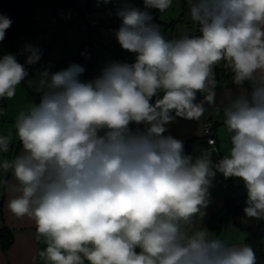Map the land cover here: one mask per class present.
Instances as JSON below:
<instances>
[{
    "label": "clouds",
    "instance_id": "1",
    "mask_svg": "<svg viewBox=\"0 0 264 264\" xmlns=\"http://www.w3.org/2000/svg\"><path fill=\"white\" fill-rule=\"evenodd\" d=\"M143 4L121 0L113 33L135 61L109 62L92 80L81 81L76 63L29 78L25 64L41 60L33 45L21 53L25 64L0 57V99L22 84L39 95L18 112L15 136L0 135V153L14 138L21 144L0 159L8 211L34 222L44 264H257L250 245L214 237L203 217L221 173L243 181L245 217L264 220V0H186L194 30L174 38L147 11L165 13L173 0ZM11 23L0 15V42ZM219 65L240 91L216 108L230 147L213 162L214 147L194 158L164 133L176 117L199 121L205 101L214 104Z\"/></svg>",
    "mask_w": 264,
    "mask_h": 264
},
{
    "label": "crops",
    "instance_id": "2",
    "mask_svg": "<svg viewBox=\"0 0 264 264\" xmlns=\"http://www.w3.org/2000/svg\"><path fill=\"white\" fill-rule=\"evenodd\" d=\"M117 1L119 3H117ZM128 1L129 0H127V2ZM130 2L131 6L137 8H139V6H143L142 10H145L143 0H133ZM92 4L94 6H101L107 9V15L103 19V23L106 25H113L114 30L111 32H100L99 38L97 37L98 39L96 38L95 42L93 43L92 50L94 60L88 80H92L98 76L101 70L109 62L119 61V59L125 54H131V52L121 48L113 34L114 31L119 28L116 26V23H121L120 19L116 15L118 8L121 7V1L112 0L111 3L106 5L103 3L97 5V0H92ZM69 7L76 9V5ZM57 8L58 7L56 5L49 2H35L32 11V24L27 33L23 34V36H26L24 37L26 39L23 41L29 42V45H33L39 49L42 46H46L51 58V62L43 64L42 67L52 69L51 72L65 69V66L68 67L70 64L74 63L79 45L82 39L88 34H86L87 29L85 28L84 19L82 16L78 15L75 17V19H73L74 15H71L70 18L63 20L58 14ZM186 9V0H182V11ZM147 11L149 10L147 9ZM50 16H55L54 22L50 19ZM157 19L158 18L155 15L153 17V23H155ZM68 20H71L69 21L71 22L69 23L70 27L74 24L78 25L76 29L77 32L75 31V35H73L75 38V50L69 55V52L64 50L65 44L63 42V44L60 43L58 45L60 46V50L58 49L57 56L53 55L51 50V42L46 38V35L49 33L50 36L56 38L57 36L54 34V31L57 30V27L59 28L64 26V23L68 22ZM79 20H81L83 26ZM174 24L175 20H171L169 22V25L172 28ZM48 30L51 32H48ZM23 36L16 40V44L20 53V59L25 64L27 54H21L23 52V44L21 45L22 42H19ZM172 36L173 34H170V38H172ZM69 56L72 58L71 62L68 58ZM129 58L132 63L135 61V57L133 55H129ZM222 67L223 65H219L214 70L217 81L216 87L214 89V104L212 105L210 102L205 101V111L200 120H188L181 117H176L174 121L165 125L167 131L164 133L166 136L171 135L172 137L183 141L185 154L191 155L195 158L201 154L202 149H206L207 147V143L203 137V122H209L212 126L217 146V152L213 153L211 156L213 162L218 161L225 154H227L230 147L228 134L223 124V114L222 112L218 113L216 108H222L228 103V98L226 96L227 93H231V96L234 98L239 94L240 91L237 86L232 83L231 78H227L218 74L219 69ZM244 87L247 88L248 86L244 85ZM21 88L25 92L23 94L24 99L22 101L21 107L19 106V103L17 106L16 102L13 103L12 100L4 99V101H2L3 105L7 106L8 110L12 112V114L8 113V115H11V117L14 118H16L18 112L25 108L29 103L39 101L38 94L31 92L23 84ZM203 99L204 96L200 93H197V102H200ZM153 100H155V98H153ZM13 105L14 109L12 110ZM132 127L135 128L137 126L133 125ZM139 127L143 128V125H140ZM15 142L16 145L12 150L11 158L21 151L20 142L16 139ZM3 178L4 177H0V179ZM227 192H230L233 198H237L245 194L247 190L244 187L243 181L241 179L235 177L226 179L221 173H216L215 178L212 180V186L209 188L210 204L205 209L206 215L203 217V224L214 237L221 238L229 245H234L236 243L238 245L245 244V236L243 238L242 233H237L239 230L240 232L242 230L233 224L231 217L222 216L224 199ZM9 198L10 194L8 193L7 189L0 185V229L2 227H6L12 233V242L9 247L4 251L0 246V264H34V257H36L35 264H44V262L38 258V252L43 250L45 245L42 240L37 239L34 222L27 217L17 218L12 213H10L7 208V202ZM239 219L244 222L246 217L245 215H241ZM217 225H219L218 230L215 228Z\"/></svg>",
    "mask_w": 264,
    "mask_h": 264
},
{
    "label": "trees",
    "instance_id": "3",
    "mask_svg": "<svg viewBox=\"0 0 264 264\" xmlns=\"http://www.w3.org/2000/svg\"><path fill=\"white\" fill-rule=\"evenodd\" d=\"M38 1L49 2L57 7H69L75 5L74 0H0V15L8 17L12 21L11 26L6 30L5 39L2 42L8 50L7 52L16 55L18 62L21 64L24 63L20 59L16 40L29 30L32 24L33 5ZM40 50L41 60L37 64H25V67L29 72V78L34 77L39 70L46 68L42 67L43 64L51 62L46 46H42ZM47 69L52 71V69ZM222 76L231 78L228 74ZM246 200L247 192L237 198H233L231 193L227 192L224 199L222 216L231 217L233 224L237 228L245 231V244L250 245L254 249L257 264H264V220L250 219L246 217V220L243 222L239 219L241 215H245L243 209L246 207ZM215 228L218 230L219 225ZM11 242V231L6 227H2L0 229L1 248L5 251Z\"/></svg>",
    "mask_w": 264,
    "mask_h": 264
},
{
    "label": "rangeland",
    "instance_id": "4",
    "mask_svg": "<svg viewBox=\"0 0 264 264\" xmlns=\"http://www.w3.org/2000/svg\"><path fill=\"white\" fill-rule=\"evenodd\" d=\"M130 1H133V0H129L128 1L129 4H131ZM117 3H119V2L117 1ZM139 8L142 10L143 6H139ZM148 10L153 17L155 15L157 16L158 19H157V21H155V23L160 26L161 32H162V34L165 35L166 38H170V34L171 35L173 34L172 38L178 36L180 34L181 30L184 28H188V29L193 28L194 29V25L191 23V21L188 17V9L182 11V0H173V4H172L171 8L168 11H166L165 13H160L156 9H148ZM75 17L76 16H74L73 19H75ZM171 20H175V24H174L173 28L169 25V22ZM69 21H71V20H68V22H65L66 24L64 23V26L56 28L57 30L54 31V34L57 36L56 38L50 36L49 33L46 35V38L51 42V46H52L51 50L53 52V55L57 56L58 49L60 50V46H58V45L60 43L63 44V42L65 44L64 50L66 52H69L68 53L69 55L71 53H73L75 50V38L73 37V35H75L74 34L75 31L77 32L76 29H77L78 25L74 24L73 26L70 27L69 23H71V22H69ZM79 21H80V23H82L81 20H79ZM84 25H85V28L87 29V32H86V34H87L89 31V26L85 20H84ZM82 26H83V23H82ZM48 32H51V31L48 30ZM99 35L100 34H98V36H97L98 38H99ZM24 37H26V36H23V38H21L19 41L20 43L22 42L21 45L23 44L22 49H24L26 45H29V42L23 41L24 39H26ZM7 51L8 50L4 46L3 42H0V57H2L5 54H8ZM129 55H133L135 57V55L133 53H131V54L129 53ZM56 58H58V57H56ZM68 58L70 59V62H71L72 58L70 56ZM65 67L67 68V66H65ZM21 87H22V85H20L17 88V94L12 99L13 103L16 102L17 106L19 103L20 107H21L22 101L24 99L23 94L25 93ZM0 100H1L0 105H3L2 101H4V99H0ZM5 100H7V99H5ZM2 108H3V112H2V115H0V135H6L8 133H12L13 137H14L15 136V129H14L15 118L11 117V115H8V113L12 114V112H10L8 110L7 106L3 105ZM13 109H14V105L12 106V110ZM14 142H15V139H13V141L10 145V148H9V152L7 154L0 153V159H5V158L10 159L11 158L12 150L14 149V147L16 145V142L15 143ZM237 233H242L243 238L246 235L245 231H243V230L241 232L239 230V232H237ZM234 245H238V244L236 243Z\"/></svg>",
    "mask_w": 264,
    "mask_h": 264
},
{
    "label": "built area",
    "instance_id": "5",
    "mask_svg": "<svg viewBox=\"0 0 264 264\" xmlns=\"http://www.w3.org/2000/svg\"><path fill=\"white\" fill-rule=\"evenodd\" d=\"M76 9L70 7H58L57 12L63 20L70 18L71 15L82 16L83 19L88 23L89 31L88 34L82 39L79 48L76 53L74 63L79 64L85 68V72L81 75V81H87L90 71L92 69V63L94 60L92 45L95 42L98 34L102 31L111 32L114 30V26L103 23V19L107 15V9L101 6H94L92 0H74ZM50 19L54 22L55 16H50ZM119 27L120 23H116ZM120 62L131 64L129 55L126 54L119 59ZM220 75H230L232 81V74L222 67L219 70ZM245 86H248L245 84ZM3 105H0V114L3 112ZM203 137L207 143V148L214 147L217 151L216 139L212 130V126L209 122H203ZM216 153V152H215Z\"/></svg>",
    "mask_w": 264,
    "mask_h": 264
}]
</instances>
